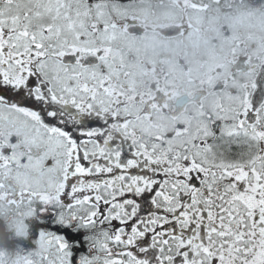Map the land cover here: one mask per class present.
I'll list each match as a JSON object with an SVG mask.
<instances>
[{
    "label": "snow or ice",
    "instance_id": "6c2138e0",
    "mask_svg": "<svg viewBox=\"0 0 264 264\" xmlns=\"http://www.w3.org/2000/svg\"><path fill=\"white\" fill-rule=\"evenodd\" d=\"M13 210L23 264H264V0H0Z\"/></svg>",
    "mask_w": 264,
    "mask_h": 264
},
{
    "label": "clouds",
    "instance_id": "9594fccd",
    "mask_svg": "<svg viewBox=\"0 0 264 264\" xmlns=\"http://www.w3.org/2000/svg\"><path fill=\"white\" fill-rule=\"evenodd\" d=\"M15 210L7 222L0 221V264H23L19 252L22 250L17 241L24 236V228L15 216ZM19 231V237L15 234Z\"/></svg>",
    "mask_w": 264,
    "mask_h": 264
},
{
    "label": "flooded vegetation",
    "instance_id": "af4514ba",
    "mask_svg": "<svg viewBox=\"0 0 264 264\" xmlns=\"http://www.w3.org/2000/svg\"><path fill=\"white\" fill-rule=\"evenodd\" d=\"M236 149H235V146H233V151H235Z\"/></svg>",
    "mask_w": 264,
    "mask_h": 264
}]
</instances>
